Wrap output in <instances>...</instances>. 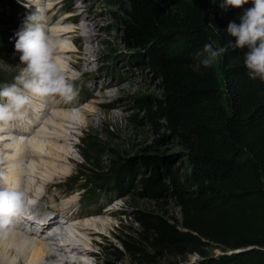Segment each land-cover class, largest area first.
<instances>
[{"label":"trees","instance_id":"trees-1","mask_svg":"<svg viewBox=\"0 0 264 264\" xmlns=\"http://www.w3.org/2000/svg\"><path fill=\"white\" fill-rule=\"evenodd\" d=\"M108 3L130 50L125 58L160 90L134 103L156 133L162 130L158 140L184 149L189 168L182 171L178 156L149 152L113 170L112 191L124 189L123 196L135 179L141 195L172 199L181 217L136 210L140 229L123 241L124 250L141 264L190 254L199 260L189 264H264V81L250 78L247 49L229 47L219 71L215 64L190 67L204 44L235 43L228 25L240 22L251 0L241 9L221 8L222 0H131V10L125 0ZM103 184L98 189L108 190ZM212 247L223 252L211 254Z\"/></svg>","mask_w":264,"mask_h":264},{"label":"rangeland","instance_id":"rangeland-1","mask_svg":"<svg viewBox=\"0 0 264 264\" xmlns=\"http://www.w3.org/2000/svg\"><path fill=\"white\" fill-rule=\"evenodd\" d=\"M32 9L40 13L41 18L55 17V23L50 28L46 25L47 23L43 24L60 45L69 49L66 52L62 51V54L56 55V57L60 62L61 71L67 78L69 77V82L74 84L76 94L72 100L79 102L77 110L72 111L73 115H76L74 119L78 125L69 123V129H64L77 145L68 144V149L74 158L72 162H67L66 159L65 161H63L64 159L52 161L58 173H62L61 169H67L69 174L51 184L46 189L47 192L41 202L36 198V195L27 191L28 185L23 187L24 180H30L36 184L39 176L36 172L31 171L38 169L37 164L32 162L34 160L30 159L31 156L25 158L23 165L19 166V163H16L19 170L29 172L22 174L13 185L7 181L8 185L17 186L19 189L20 186L24 188L23 191L27 193L26 203L34 204L32 210L34 212L42 210L43 203L59 207L58 201H61L65 194L69 197V192L76 193L71 198L79 202L82 210L86 213L115 209L116 211L110 215H102L107 217V222L111 225L106 230L107 234L104 239L98 237L100 242L94 247L95 249L90 243L88 244L87 248L95 250L98 255L97 259L90 257L88 260L91 261L90 263L99 260L101 264H141V259L137 255L128 254L123 248V241L134 239L140 229L134 220V212L146 210L180 221L179 208L172 199L167 197L159 200L145 198L140 194L141 188L135 179L121 196V191L124 189L117 188L112 191L110 185H112L113 179L110 176L113 170L126 160L140 153L149 152L178 156L179 162L177 163L184 166L182 171H189L184 160V149L176 140H158L157 137L162 133V130L156 133L144 120L143 113L134 103V100L139 97L159 96L158 84L151 79L148 73L132 66L125 58L130 50L121 40L117 10L108 3V0H0V86L13 83L15 76L24 67L19 59L20 53L15 50L16 34L22 28L29 14L34 12L31 11ZM70 16L75 19L70 21ZM77 27H82V31L78 29L80 33L77 36L81 38L78 41L79 45L75 44L77 38L74 40L71 39V36L61 38L65 30H75ZM84 31H88L87 36L89 37L86 40L82 38L86 36ZM78 46L82 52L88 46L92 47L91 55H89L91 63L88 64L87 69L84 66L74 67L70 63L73 55H79L75 51ZM219 59L215 63L218 71L220 69ZM74 60L76 59L74 58ZM47 96L31 95L30 105L35 103L43 106ZM37 112L39 115L42 114L39 109ZM87 113H91L92 116H88V118L94 121L91 125H81ZM42 120V124L35 126V132L32 131L28 137L18 138L14 134L9 136L3 134L0 139L2 140L3 137L19 139L22 144L28 140H35L34 142L41 143L39 150H46L45 146L51 141L48 136L53 132L51 125L57 126V121L50 117L42 118ZM46 120L50 122L48 123ZM59 124L65 123L60 122ZM41 132L43 133L40 134ZM2 152L11 151L3 148L0 149V153ZM40 160L44 163L47 159ZM61 165H63L62 168ZM1 173L3 174L4 171ZM136 175L138 174L136 173ZM135 177L139 179V176ZM102 182L105 183L103 185L108 186V190L98 189ZM35 184L37 189H41ZM49 193L51 194L49 195ZM36 200L39 203H36ZM98 217L91 218L106 223V220ZM83 220L88 221L89 219L84 217L77 224L82 223ZM8 231L16 230L8 228L3 232L7 233ZM70 232V237L77 240L78 236L83 235L77 227L73 230L70 229ZM27 237L30 238L29 235ZM85 239L90 242L88 238ZM60 246L65 247L63 244ZM70 248H67L69 252ZM78 251L75 250L77 255ZM209 252L218 255L223 251L220 248L212 247L209 248ZM67 254L71 260L74 259V252H67ZM81 259L86 260L87 258ZM198 260L197 254H190L183 258L160 256L155 258L153 264H189ZM12 261L14 258L11 256L9 262ZM77 263V261L72 262V264Z\"/></svg>","mask_w":264,"mask_h":264},{"label":"bare ground","instance_id":"bare-ground-1","mask_svg":"<svg viewBox=\"0 0 264 264\" xmlns=\"http://www.w3.org/2000/svg\"><path fill=\"white\" fill-rule=\"evenodd\" d=\"M31 11L34 12H31L29 15L37 13L40 16V13L36 12L35 9H32ZM74 19L75 18H72V16H70L69 18L70 21H73ZM54 21H55V17H51L49 19L41 18V22L47 23L46 25L48 26V28H50L52 24L55 23ZM78 29L82 31V27L81 28L77 27L75 28V30L72 29L65 30L61 38H64L66 36L69 37L71 36L72 40L77 38L75 40V44L79 45L78 41L81 38H78L77 36L78 33H80ZM87 32L88 31L83 32L86 34L85 37H82L85 40L89 37L87 36L88 34ZM81 50L82 49L79 46L76 47L75 51H77L79 55L78 56L73 55V59L70 61V63L74 67L84 66L87 69L88 64L91 63V59L89 55H91L90 51L92 50V47L88 46L84 52H82ZM62 51L66 52L69 51V49L59 44L56 55L62 54ZM74 58L76 60H74ZM57 62L60 66V62L58 59ZM39 96L41 97L45 95H39ZM78 105H79L78 100L76 101L72 99L67 100L65 97L59 94L48 95L45 104L43 106L35 103L33 105H29V107H27L26 109L27 114L24 118L12 121L7 127H5L2 131H0V138H2L3 134L7 136H9L10 134H14L18 138H25L28 137L32 133V131L35 132V126L42 124L43 122L42 118L50 117V118H54L57 121V126L54 124L51 125L53 127V132L48 136V138H50L51 141L46 146L44 145L45 147H47L46 150H39L38 148L41 143L34 142L35 140L27 139L28 141H25L22 144V142H20L19 139L16 140L7 137H3L2 140L0 139V149L6 148L9 151H11L8 153L6 152L0 153V173L4 171L3 175L7 178V181L11 183V185L15 184L17 182V179H19V177H21L22 174L24 175L25 172H29V171L19 170L16 163H19L20 166L25 161V158L30 156H31L30 159L34 160L32 162L36 163L38 168L37 170H31V171L36 172L37 175L39 176L37 177L36 184L35 182H32L30 180H24L25 184H23V187L28 185L29 189L27 191L30 192V194L33 193L34 195H36L37 196L36 198L39 199L40 202L44 198L43 196L47 192L46 189L51 184H53L54 182L56 183V180H59L60 178L63 179L64 176L69 174V171L67 169L65 170L61 169L63 165H61L60 168L62 173H58L55 168V164H53L52 161L53 160L62 161V159H64L63 161H65L66 159V161L68 160L67 162H72L74 160L72 154L68 149V144H72L73 146H76L77 143L73 141L70 134L64 131V129H69L68 126L69 123L78 125V123L75 122L74 119L76 115H73L72 112L77 110L76 108L78 107ZM38 109L42 111V114L39 115V113L37 112ZM49 111H53L51 112L52 114ZM85 116L86 117L84 120H82L83 122H81V125L84 126L91 125L92 122L94 121L88 118V116H92L91 113H87ZM48 120L50 119L48 118ZM48 120H46V122L49 123L50 121ZM60 122H64L65 124H59ZM42 133L43 132H41L40 134ZM44 158L47 160L44 161L43 163V161L40 159H44ZM43 172L45 173L44 175ZM34 184L40 186L41 189H37L38 187H35ZM23 187L20 186V190L23 191L24 189ZM50 194L51 193H49V195ZM73 194L76 193H70L68 198L58 201V204L60 205L59 207L57 206L54 207L53 205L51 206L50 204L45 205V203H43L42 208L47 210H53L55 212L69 210V217H72L71 221H73L71 224H69V230L70 229L73 230L75 227H77V229H79L82 232L84 237H82L83 235L81 236L77 235L78 236V240H77L68 235V237H65V239L62 238L59 239L58 237H53L49 241H47V240H43L42 237L34 239V237L29 236L30 238H28L27 235L20 234V231H13V232L8 231L7 233L1 232L0 233V264H72L73 261H77L78 262L77 264H95V263L101 264V261L99 260H96L95 263H90L91 261H89L88 258L92 257V259L93 258L97 259L98 255L96 254L95 250L92 251L91 249H88L87 246L90 243L92 248H94L96 247V245H98V242H100L98 237L104 239L105 234H107L105 232L107 229H109L111 224H108L107 217H103L102 215L103 214L110 215L114 213L116 210L113 208L104 211L102 210L100 212L99 210H97L96 211L97 213L95 215H92V218L99 216L100 218L106 220L107 224L105 223V221L102 220H98V219L92 220L90 215H85L86 214L85 211L81 210L79 212V210L76 209L77 201H74L73 200L74 198L73 199L71 198ZM36 203L39 202L36 200ZM63 215L67 216V214H63ZM84 217L89 220L88 221L83 220L82 223L77 224V222ZM43 219L44 221H47L46 217H44ZM53 219L54 218H51V222L48 225H46L41 230V232H44L45 230L50 229L52 228L53 225H55ZM64 231L69 233L68 231L63 229L62 232ZM85 238H88L90 242L87 241ZM61 244H63L65 247L60 246ZM71 246L72 248H70ZM67 248H70L69 249L70 252L71 251L74 252L73 260L69 258L67 252L68 253L70 252L67 250ZM75 250H79L78 255L77 253H75ZM11 256L14 258V261L9 262ZM83 257L87 259L86 260L81 259Z\"/></svg>","mask_w":264,"mask_h":264},{"label":"clouds","instance_id":"clouds-1","mask_svg":"<svg viewBox=\"0 0 264 264\" xmlns=\"http://www.w3.org/2000/svg\"><path fill=\"white\" fill-rule=\"evenodd\" d=\"M250 0H222L221 8L241 9ZM131 10V0H125ZM252 7L243 11L239 23L230 22L228 34L235 38L234 44L217 46L216 42L204 44L203 48L192 53L191 69L214 66L224 56L229 47L247 51L244 53V66L250 78L264 81V0H251ZM16 52L24 67L15 76L14 82L0 86V131L12 121L26 116L31 103V95L59 94L71 100L75 94L74 84L61 71L56 53L59 41L55 39L35 13L29 15L17 32ZM27 193L17 186H9L7 178L0 173V232L26 210Z\"/></svg>","mask_w":264,"mask_h":264}]
</instances>
